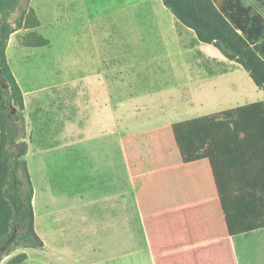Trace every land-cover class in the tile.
Segmentation results:
<instances>
[{"label":"rangeland","instance_id":"obj_1","mask_svg":"<svg viewBox=\"0 0 264 264\" xmlns=\"http://www.w3.org/2000/svg\"><path fill=\"white\" fill-rule=\"evenodd\" d=\"M3 15L45 247H18L1 264L22 253L18 264H264V149L251 144L264 138V88L241 65L163 0H18ZM102 63L124 75L119 128L97 129L96 141H124L123 194L116 164L99 176L82 143L85 76ZM50 146L45 160L58 168L47 177L37 151Z\"/></svg>","mask_w":264,"mask_h":264},{"label":"trees","instance_id":"obj_2","mask_svg":"<svg viewBox=\"0 0 264 264\" xmlns=\"http://www.w3.org/2000/svg\"><path fill=\"white\" fill-rule=\"evenodd\" d=\"M264 5V0H257ZM18 0H0V264L16 248L45 247L35 228V194L26 155L28 143L23 90L7 56V42L13 29L4 12ZM164 5L199 41L214 45L227 59L245 69L254 83L264 88V16L244 0H163ZM26 25L40 24L34 9ZM48 39L37 37L35 45ZM27 258L15 256L10 264Z\"/></svg>","mask_w":264,"mask_h":264},{"label":"crops","instance_id":"obj_3","mask_svg":"<svg viewBox=\"0 0 264 264\" xmlns=\"http://www.w3.org/2000/svg\"><path fill=\"white\" fill-rule=\"evenodd\" d=\"M121 70V67L120 70L117 67L116 71H110L108 67L104 66V64L102 63L101 68L97 69L91 66L90 71L86 72L84 92L85 99L86 101H88V104H86L85 107V110H87L88 114L85 121L79 122L83 123L84 127L90 129V138L84 139L82 143L85 142L89 145L85 150L89 152L90 158L96 164L93 171H95L101 177L104 176V174L108 175V173H110V171H108V167L110 166L109 160H111L112 164H116L117 166L116 191L118 192L120 186L121 192L123 194V175L119 173V165L123 164L124 162V141L119 137L117 133H113L111 136H109L108 134H105V136H103L105 137V140L102 147L98 146L96 143L98 139L97 129H100L103 133L105 132V129H111V131L114 132L119 128V112L122 111V102L119 97V92L122 89V83L120 82V80L121 78H124L123 72ZM25 102L27 103V100ZM85 140L88 141L86 142ZM254 143L257 144V150L264 149V138L260 139L259 142L255 141L251 144ZM54 149L55 146H50L43 147L37 151V156L42 165V176L49 177L53 175V171L58 168L57 166H54L52 164L48 165L45 160V156L49 157L50 153H52ZM29 151L30 150L28 147V153ZM46 189H48V192L52 191L49 184L46 186ZM102 196L103 200L109 202V192H103ZM49 197L53 199L54 203H62V201L59 199L61 196H57L55 192ZM114 197L115 196L112 194L111 199L113 200ZM244 235H246V233Z\"/></svg>","mask_w":264,"mask_h":264}]
</instances>
